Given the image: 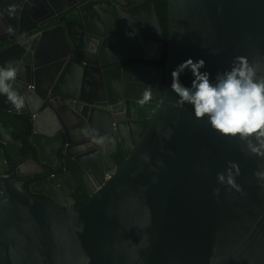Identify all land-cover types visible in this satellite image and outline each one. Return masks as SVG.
<instances>
[{
	"label": "water",
	"instance_id": "obj_1",
	"mask_svg": "<svg viewBox=\"0 0 264 264\" xmlns=\"http://www.w3.org/2000/svg\"><path fill=\"white\" fill-rule=\"evenodd\" d=\"M167 1L165 46L154 0H0V64L25 97L0 96V264H264V159L171 103L189 58L213 82L236 56L264 63V0ZM230 161L241 191L218 182Z\"/></svg>",
	"mask_w": 264,
	"mask_h": 264
},
{
	"label": "clouds",
	"instance_id": "obj_2",
	"mask_svg": "<svg viewBox=\"0 0 264 264\" xmlns=\"http://www.w3.org/2000/svg\"><path fill=\"white\" fill-rule=\"evenodd\" d=\"M205 66L204 59L189 58L172 71L171 89L178 97L171 102L172 106L181 109L185 105L193 106L196 119L207 118L214 131L225 137L239 138L245 142L248 153L264 159V63L236 56L228 70L217 73L214 82L209 72L201 71ZM186 70L194 77L191 87L184 86L180 80ZM20 71L14 61L0 64V96L6 97V102L17 111L25 107V97L15 87ZM153 96L149 86L143 90L138 103L146 105ZM78 133L92 144L105 146L109 142L108 137L92 128H81ZM86 148V145H78V150ZM238 175V163L230 161L226 173H218L217 178L220 184L241 191L236 182ZM255 176L264 182V171L255 172ZM261 186L264 187V183ZM219 192V188L214 189L215 195Z\"/></svg>",
	"mask_w": 264,
	"mask_h": 264
},
{
	"label": "trees",
	"instance_id": "obj_3",
	"mask_svg": "<svg viewBox=\"0 0 264 264\" xmlns=\"http://www.w3.org/2000/svg\"><path fill=\"white\" fill-rule=\"evenodd\" d=\"M155 1V6H156V10L161 22V26L163 29V41H164V45L167 46V38H168V1L167 0H154ZM167 60V50L165 49L163 51L162 57L156 60H153L152 62L161 66H164ZM126 63H137V64H141V63H145L147 62V60L142 59V58H129L127 60H125ZM18 117L20 118H25V115L23 114H18ZM22 135H25V133H22ZM124 159V156L122 154V152H120L117 155L116 161L118 164L122 163ZM25 186L28 188L29 184L26 183ZM38 196L42 197V198H46V199H50L47 195L44 194H37Z\"/></svg>",
	"mask_w": 264,
	"mask_h": 264
},
{
	"label": "crops",
	"instance_id": "obj_4",
	"mask_svg": "<svg viewBox=\"0 0 264 264\" xmlns=\"http://www.w3.org/2000/svg\"><path fill=\"white\" fill-rule=\"evenodd\" d=\"M146 7H148V6H146ZM142 15H143V17L140 19L139 22L142 25H144L146 28H148L149 30H152V28L155 26V24H154V19H153V16L151 15V11L149 10V8H146V10L143 12ZM113 48H114L115 51H117V50L126 51L127 50L126 43H125L124 47H122V43L121 42L116 43ZM129 58H140V57L129 56L125 60H127ZM142 59H144V58H142ZM152 61L151 60H147V62H145V63H153ZM126 64H137V63H126ZM141 64H143V63H141ZM108 75H109V78L112 77L113 75L117 76L116 72L114 70L109 71ZM4 125L7 126L6 123H4Z\"/></svg>",
	"mask_w": 264,
	"mask_h": 264
}]
</instances>
